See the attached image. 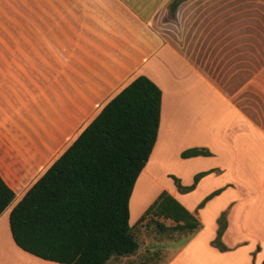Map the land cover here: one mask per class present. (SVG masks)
Segmentation results:
<instances>
[{"label": "crops", "instance_id": "1", "mask_svg": "<svg viewBox=\"0 0 264 264\" xmlns=\"http://www.w3.org/2000/svg\"><path fill=\"white\" fill-rule=\"evenodd\" d=\"M173 1L0 0V175L16 195L3 215L108 102L145 76L163 99L157 142L143 172L152 163L153 181L171 184L130 219L131 226L166 191L200 224L167 264H263L264 126L253 106L259 50L244 45L245 37H258L259 19L241 9L243 0H203V41L189 42L185 51L167 40L164 23L174 22L185 5L189 18L196 16L198 0H185L170 15ZM195 148L211 156L182 158ZM194 164L209 174L182 193L170 176L189 187L185 181L196 171L183 177ZM224 212L227 251L221 252L213 242ZM0 241L17 247L10 224Z\"/></svg>", "mask_w": 264, "mask_h": 264}, {"label": "trees", "instance_id": "2", "mask_svg": "<svg viewBox=\"0 0 264 264\" xmlns=\"http://www.w3.org/2000/svg\"><path fill=\"white\" fill-rule=\"evenodd\" d=\"M184 1H173L170 15ZM162 99L161 89L139 76L106 104L11 210L10 231L18 248L57 264H108L138 251L130 224V201L157 142ZM200 156L210 157L211 153L195 148L182 154L184 159ZM208 174H197L189 187H183L174 176L172 179L180 192L189 193ZM221 192L205 198L199 208ZM15 198L0 175V217ZM226 216L224 212L218 219L213 242L221 252L227 251L222 243ZM148 217L161 232L194 233L200 226L166 191L140 221ZM160 219L175 226L167 228Z\"/></svg>", "mask_w": 264, "mask_h": 264}, {"label": "rangeland", "instance_id": "3", "mask_svg": "<svg viewBox=\"0 0 264 264\" xmlns=\"http://www.w3.org/2000/svg\"><path fill=\"white\" fill-rule=\"evenodd\" d=\"M242 3L240 7L245 13L251 9L259 19L258 37L255 36V32L253 38L245 37L244 45L245 47L252 45L254 52L257 47L259 50L260 75L256 79L255 85V90L259 95L253 102V106L255 107L254 114L256 113V115H259L258 120L260 125L264 126V0H243ZM195 5L196 16H191L189 18L188 6L185 5L181 9L179 17L175 19L174 22L168 21L164 23L168 24L164 27L165 32L168 34L167 40L183 47L185 51L187 50L189 42L190 44H194L193 42L197 44L199 43L198 41L201 43L203 41V35H200V33L203 32V0H198ZM195 29H198L196 35L193 31ZM246 64L247 62L245 61L244 65ZM247 110H251V108L247 107ZM156 157H159V150L155 154V158ZM173 164L175 168L181 169L180 164L177 165L174 161ZM171 166L173 165H169V167ZM151 167L152 163L140 176L135 186L131 199V222L135 221L142 208L161 191L163 186L169 187V184H171L153 181L154 177L150 172L152 171ZM201 167L202 166L198 164L187 167L188 174L183 178L188 180L190 178L189 176L196 170L199 171ZM197 171L191 177L192 181L185 182H189L190 185H192L195 176L199 174ZM170 179L173 181V184H175L172 176H170ZM179 181L183 186V182L180 179ZM204 190L206 189H200L196 198L202 196L201 194H203ZM7 213L8 211L0 219V239L5 235L7 237L9 232L10 213ZM141 217L132 224V233L139 244L138 251L133 256L117 258L113 260L111 264H167L190 239L191 233L175 231L161 232L152 221L151 217L140 221ZM158 221L167 228L175 226V224L169 220L160 219ZM1 243L2 241H0V264H46V262L30 256L17 247L15 248L9 241L3 244Z\"/></svg>", "mask_w": 264, "mask_h": 264}]
</instances>
